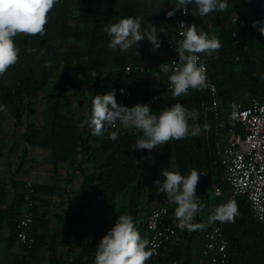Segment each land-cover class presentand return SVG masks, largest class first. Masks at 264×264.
<instances>
[{"label": "trees", "instance_id": "1", "mask_svg": "<svg viewBox=\"0 0 264 264\" xmlns=\"http://www.w3.org/2000/svg\"><path fill=\"white\" fill-rule=\"evenodd\" d=\"M175 3L176 0H59L49 13L44 36L18 35L14 38L20 49L19 61L0 77V99L2 105L7 106L4 111L14 121L15 128L21 127L23 122L26 124L20 141L25 145L49 149L55 175L59 164H67V173L82 179L80 189L91 201L88 206L82 203L79 212H69L68 220L73 225H82L86 231L69 230L68 233L81 236L84 241L82 251H88V255L94 258L101 238L110 229V219L117 211L120 196L127 193L133 219L138 218L137 203L143 198L151 199L159 173L161 146L152 150H133V144L142 133L124 130L119 124L115 128L106 126L104 135H93L87 124L90 115L79 116L72 108H65L66 103L56 89L70 87L74 92H80L83 62L84 68L94 78V95L115 90L117 102L132 107L136 105L137 93L142 92V104L147 103L157 115L174 103L199 111L198 120L189 121L190 126H201L199 136L189 135L186 139L171 140L164 145L172 147L180 174L187 175L192 169L201 173L196 193L207 215L212 202L211 186L223 177V167L209 144L207 130H203L205 124L209 125L208 130L213 137L216 120L214 113L206 111L202 105L205 99L202 91L190 89L185 96L173 97L167 86L158 90L148 86L153 72L167 76L160 71L161 63L178 57L175 49L170 50L166 45L167 37L177 39L176 23L181 11L177 10L173 17L166 15ZM187 7L188 24L195 23L198 31L203 30L209 36L215 34L221 41L218 53L214 52L206 63L218 88L223 109L230 111L233 104L247 105L251 98L264 95V36L251 26L253 21L264 20V0H246V10L239 13L238 27L242 38L239 49L234 47L231 37L233 10L200 17L192 15L197 11L194 3ZM124 16L139 17L142 31L150 25L155 26L161 41L160 48L153 50V45L145 38L128 52L109 49L110 38L104 27ZM28 48L42 50L44 54L39 51L28 54ZM127 67H130L129 71ZM53 81L58 82L56 89L50 87ZM121 87L130 91L129 99L122 100L118 91ZM39 115L40 122L37 120ZM3 119V111H0V131ZM230 129L245 133L239 123L224 119L221 131L225 133ZM114 131L118 133L115 141L108 138ZM27 155L28 150L23 148L18 167L11 175L14 195L10 201L6 200L5 186L0 185V223L8 227L5 236L0 234V243L5 242L8 250L18 245L23 254L21 259H15L16 264H25L26 256L35 257L46 244L48 235L43 230L49 220L40 210V201L43 195L57 194L62 189L57 184L46 183H32L31 193L26 183L19 188L14 181L25 165ZM133 173L135 177L132 180ZM27 193L31 200L30 235L35 240L31 247L17 239L18 223L27 205ZM235 202L238 214L233 221L224 224V235L229 241V264H264V226L253 219L245 199L238 198ZM161 205L167 211L165 219L177 226L175 205L167 201ZM152 209L144 216L142 238L149 239L146 217ZM202 216V212L198 213L193 223L204 225ZM207 226L208 220L205 227L193 230L198 246L197 238ZM174 239L164 246L163 256L157 259V264L170 260L192 264L194 254L182 257L179 244L174 245L175 250L170 256L165 254ZM70 245L78 243L74 240ZM146 264H155V260L151 257Z\"/></svg>", "mask_w": 264, "mask_h": 264}, {"label": "clouds", "instance_id": "2", "mask_svg": "<svg viewBox=\"0 0 264 264\" xmlns=\"http://www.w3.org/2000/svg\"><path fill=\"white\" fill-rule=\"evenodd\" d=\"M59 0H0V77L8 69L16 65L20 58V49L14 38L23 36H44L48 24L49 13ZM195 4L197 11L192 15L207 17L213 12H224L228 9V0H176L175 6L166 15L173 17L177 10L187 15L188 5ZM264 36V20L253 21L251 25ZM182 39L175 41V51L178 60L161 63L160 71L167 74L169 90L173 97L188 94L189 90L203 91L208 88L206 60L214 52L218 53L221 41L216 35L209 36L203 30H197L195 23H180ZM109 39L108 48L128 52L145 38L153 45V50L161 46L155 26L142 31V21L139 17L124 16L115 23L104 27ZM39 49L28 48V54ZM203 54V58L202 55ZM47 66V65H45ZM121 94L124 90L121 89ZM115 90L106 94H95L91 103V115L87 121L93 135H104L106 126L115 128L117 124L127 131L136 130L142 133L133 144V150H152L168 144L171 140H183L189 135L199 136L202 128L199 124L191 125L189 121L199 118L197 109L189 110L181 103H174L162 109L159 114H153L147 103L132 107L119 104L115 98ZM6 105H0V111L6 110ZM233 118L236 105L233 104ZM205 124L203 130H208ZM115 141L117 132L108 136ZM206 174V173H205ZM163 182L157 179L154 184L156 194H164L167 203L175 205L174 219L177 227L184 230H195L205 227L193 223L196 215L204 210V205L198 200L196 193L201 173L196 169L187 175L168 168L163 169ZM238 214V205L230 199L215 207L209 216V223L230 222ZM147 237H141L133 217L120 214L114 225L104 235L95 250L94 264H146L156 255V245Z\"/></svg>", "mask_w": 264, "mask_h": 264}, {"label": "built area", "instance_id": "3", "mask_svg": "<svg viewBox=\"0 0 264 264\" xmlns=\"http://www.w3.org/2000/svg\"><path fill=\"white\" fill-rule=\"evenodd\" d=\"M238 15L234 13L232 17L231 37L234 47L239 49L242 46V38L238 27ZM181 22L188 24L187 15L181 13L177 20V39L173 37L166 38V45L170 50L175 49V41L182 39L180 35L182 31ZM243 49L246 50V47ZM173 59L178 60V57L170 58L169 62ZM206 68L209 86L202 91L205 97L202 105L206 111L210 110L214 113L216 120L213 137L209 130H207V136L213 152L217 155L223 167L222 179L214 181L211 186L212 202L208 222L209 216L215 207L226 203L230 199L243 198L249 206L253 219L264 226V95L251 98L247 105L235 104V116L233 118V107L230 111L223 109L218 95V88L209 75L207 63ZM127 70L129 71L130 67H127ZM148 86L152 90H158L163 86H167L169 89L168 78L153 72ZM121 89L124 90L123 94H121ZM118 91L122 100L129 99V90L121 87ZM0 105H2L1 99ZM224 119L239 123L245 133L242 134L234 129H230L225 133L222 132L221 126ZM25 186L31 193L33 190L32 183L27 182ZM29 193L25 195L27 205L18 223L17 239L19 242L31 247L35 240L30 235L32 215L29 211L31 205ZM166 212L165 206L158 204L153 207L146 217V228L149 240L152 242L150 247L156 245L157 254L152 256L155 264L158 263L157 259L163 256L164 246L172 242L177 235L175 223L165 219ZM224 224L225 222L219 221L209 223V226L200 232L197 238L199 250L194 254L192 264H229V241L224 235ZM165 264L179 263L170 260Z\"/></svg>", "mask_w": 264, "mask_h": 264}, {"label": "rangeland", "instance_id": "4", "mask_svg": "<svg viewBox=\"0 0 264 264\" xmlns=\"http://www.w3.org/2000/svg\"><path fill=\"white\" fill-rule=\"evenodd\" d=\"M229 10H233L236 14H239L241 11L246 10V0H228ZM215 35V34H213ZM212 36V35H210ZM81 78H82V89L80 92H74L70 87H65L63 89L57 88L58 82L53 81L50 84V87L56 89V92L61 94L64 102L66 103L65 108H72L77 115H91V103L94 96V78L92 74L84 68V62L82 63ZM62 73V72H61ZM142 92L137 93L136 104H142ZM42 108L39 107V110ZM41 115V114H40ZM38 116V121L40 122V117ZM5 134H2L4 141L0 144V184L5 186L6 189V200L10 201L14 195L12 190L11 175L17 169L18 162L20 160L19 152L21 154L22 148L19 143V131L20 127L15 128V124L10 123L7 119L5 122H2V131ZM172 147L169 145H164L162 147V155L166 156L169 154V150ZM27 158L31 159L29 162L34 164L32 167L31 177L27 181H20L22 176H18L15 179L16 185L21 188L26 182H36L43 174H50L53 169V164L51 165L50 159L46 160V155L41 152L36 153L35 149L28 150ZM172 160L165 165L164 169L168 168L171 171H177L176 169V159L171 157ZM46 160V161H45ZM39 166H42L40 169ZM67 164L63 165V168L59 170V177L55 178V184L59 185L62 189L57 194L52 195H43L40 201V210L43 213V216L49 220L46 228L43 230L48 235L46 244L42 247L40 251L36 253L35 257L26 256L24 263L25 264H94V257L89 256V252L82 251L83 238L76 237L75 235H70L69 230H76L78 232H85L86 228L82 225H73L68 220L69 212H79L80 205L82 203L89 205L91 199L84 196L81 191L82 179L73 173H67ZM39 167V168H38ZM30 171V172H31ZM178 172V171H177ZM135 175L133 173L132 180ZM159 176H157L158 178ZM164 177L161 175L159 180L163 182ZM51 180V179H50ZM74 200V202L72 201ZM147 198H143L137 203L136 209L137 219H133L134 223L137 226L138 231L142 235L143 232V222L145 214L152 209L157 204H163L166 202L167 198L164 194L157 195L156 187L152 189V197L147 201ZM149 202V203H147ZM1 207V205H0ZM120 214H130L128 196L127 193H124L120 196L119 205L116 213L110 219L111 226L114 225L115 220ZM203 223L206 226L208 215L203 210L202 211ZM138 220V221H136ZM8 232V227L5 223H0V234L5 236ZM199 234V233H198ZM197 235L193 230L180 229L178 228L177 237L174 239V244H179L182 249V257H187L191 253H197L199 246L197 245L195 238ZM78 243L76 246L70 245L71 242ZM83 252V253H82ZM18 245L16 244L10 250L5 246V242L0 243V264H16L15 259H21V255ZM180 256V255H179Z\"/></svg>", "mask_w": 264, "mask_h": 264}, {"label": "crops", "instance_id": "5", "mask_svg": "<svg viewBox=\"0 0 264 264\" xmlns=\"http://www.w3.org/2000/svg\"><path fill=\"white\" fill-rule=\"evenodd\" d=\"M3 114H4V119H3V122H5V120H9L10 121V123H12V119H11V117L7 114V112L6 111H3ZM13 123H14V121H13ZM20 129H21V131H19L18 133H19V135H18V138H19V143H21V145H20V147H23V148H26L27 150H29V154H30V150L31 149H35L36 150V153H42V154H45L46 155V160L47 159H50V163H51V165L53 164L52 163V158H51V152H50V150L49 149H46V148H41V147H34V146H31V145H25V144H23L21 141H20V134L22 133V132H24L25 131V129H26V124H25V122H23V124H22V126L20 127ZM2 134H5V130H4V132L3 131H0V144L1 143H3V141H4V138H3V136H2ZM164 146V145H163ZM163 146H161V148H160V166H159V173H158V176L159 177H161V172H162V170L164 169V167H165V165L166 164H168V162H169V160L171 161L172 160V158L171 157H174V154H173V150L171 149V150H169V154L168 155H166V156H163L162 155V147ZM23 148H22V150H23ZM22 152V151H21ZM19 157H20V152H19ZM28 156V155H27ZM31 159H29V158H26V163H25V165L23 166V168H22V170H21V172H20V176H22V178L20 179V181H27V179H29V178H34V177H31V174H33L34 175V173L31 171L32 170V167H34V164H31L29 161H30ZM45 160V161H46ZM63 165H65V164H59L58 165V172H59V170L61 169V168H63ZM18 167V166H17ZM40 167V169H42V166H39ZM38 167V168H39ZM67 169H68V167H67ZM67 169H66V171H67ZM176 169H177V164H176ZM31 171V172H30ZM178 171V170H177ZM18 175V176H19ZM59 175V173H57L56 175L53 173V169L51 170V173L50 174H43L42 175V177L40 178L41 179V181L39 180V178H35V179H38L36 182H33V183H46V184H55L54 182L52 183V182H50V181H54V179L55 178H57V177H59L58 176ZM159 177L157 178V179H159ZM51 179V180H50ZM27 183V182H26ZM1 185V184H0ZM174 242L170 245V246H167V248H166V250L164 251L165 252V254L166 255H168V256H170V254H171V252H173L174 250H175V248H174ZM166 251H167V253H166ZM193 254H195V253H193Z\"/></svg>", "mask_w": 264, "mask_h": 264}]
</instances>
